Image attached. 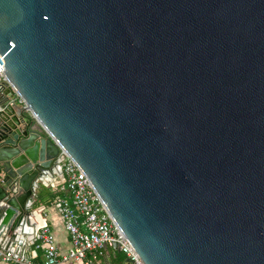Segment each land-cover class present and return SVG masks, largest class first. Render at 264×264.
Returning <instances> with one entry per match:
<instances>
[{
	"label": "water",
	"instance_id": "1",
	"mask_svg": "<svg viewBox=\"0 0 264 264\" xmlns=\"http://www.w3.org/2000/svg\"><path fill=\"white\" fill-rule=\"evenodd\" d=\"M0 55V249L64 149L145 264H264V0H0Z\"/></svg>",
	"mask_w": 264,
	"mask_h": 264
},
{
	"label": "built area",
	"instance_id": "2",
	"mask_svg": "<svg viewBox=\"0 0 264 264\" xmlns=\"http://www.w3.org/2000/svg\"><path fill=\"white\" fill-rule=\"evenodd\" d=\"M3 57L0 55V75L6 80ZM18 103L25 105L21 97H18ZM26 112L30 114L29 109ZM60 157L64 173L61 180L64 179L63 185L69 193V197L60 200V213L70 246L61 252L54 231L48 225L44 226L36 242V247L44 253L43 261L38 264H94L115 249L130 259L126 264H145L112 218L86 173L64 149H61ZM0 260L6 264H34L31 258L4 249H0Z\"/></svg>",
	"mask_w": 264,
	"mask_h": 264
},
{
	"label": "crops",
	"instance_id": "3",
	"mask_svg": "<svg viewBox=\"0 0 264 264\" xmlns=\"http://www.w3.org/2000/svg\"><path fill=\"white\" fill-rule=\"evenodd\" d=\"M25 115H28L26 113ZM55 184V183H54ZM49 186L45 189V196L41 204L40 210H42L45 219H43L39 213V224L44 225L46 222L47 225L54 231L57 245L61 252L67 251L70 246V237L66 229L64 228L63 219L60 213V200L64 197H69V193L66 190L63 184L59 186L54 185ZM44 208V209H43ZM37 242V241H36ZM115 252H120L118 249L110 250L109 254L103 256L99 261L94 264H114L113 257ZM25 258H31L32 263L38 264L41 263L44 259V253L41 248L36 247V243L29 249H26L22 253ZM126 260V259H125ZM0 264H6L0 260ZM61 264H75L74 262H62Z\"/></svg>",
	"mask_w": 264,
	"mask_h": 264
},
{
	"label": "trees",
	"instance_id": "4",
	"mask_svg": "<svg viewBox=\"0 0 264 264\" xmlns=\"http://www.w3.org/2000/svg\"><path fill=\"white\" fill-rule=\"evenodd\" d=\"M126 256L123 252H115V255L113 257L114 264H126Z\"/></svg>",
	"mask_w": 264,
	"mask_h": 264
},
{
	"label": "clouds",
	"instance_id": "5",
	"mask_svg": "<svg viewBox=\"0 0 264 264\" xmlns=\"http://www.w3.org/2000/svg\"><path fill=\"white\" fill-rule=\"evenodd\" d=\"M0 71H2V69H0Z\"/></svg>",
	"mask_w": 264,
	"mask_h": 264
}]
</instances>
